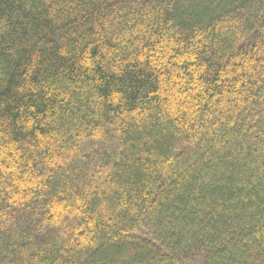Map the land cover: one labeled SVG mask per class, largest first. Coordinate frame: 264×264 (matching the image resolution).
Listing matches in <instances>:
<instances>
[{"label": "trees", "instance_id": "obj_1", "mask_svg": "<svg viewBox=\"0 0 264 264\" xmlns=\"http://www.w3.org/2000/svg\"><path fill=\"white\" fill-rule=\"evenodd\" d=\"M0 264H264V0H0Z\"/></svg>", "mask_w": 264, "mask_h": 264}]
</instances>
